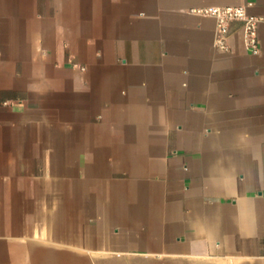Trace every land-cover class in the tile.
I'll return each instance as SVG.
<instances>
[{"label": "crops", "instance_id": "obj_1", "mask_svg": "<svg viewBox=\"0 0 264 264\" xmlns=\"http://www.w3.org/2000/svg\"><path fill=\"white\" fill-rule=\"evenodd\" d=\"M0 0V264H264L259 51L208 6Z\"/></svg>", "mask_w": 264, "mask_h": 264}, {"label": "built area", "instance_id": "obj_2", "mask_svg": "<svg viewBox=\"0 0 264 264\" xmlns=\"http://www.w3.org/2000/svg\"><path fill=\"white\" fill-rule=\"evenodd\" d=\"M195 13L212 16L215 19L216 32L218 34L217 43L225 47L223 37L228 31L229 23L238 20L242 23L244 43L251 53L259 51L257 26L259 22H264L263 16H254L246 13L243 5L239 6H208L196 8Z\"/></svg>", "mask_w": 264, "mask_h": 264}]
</instances>
